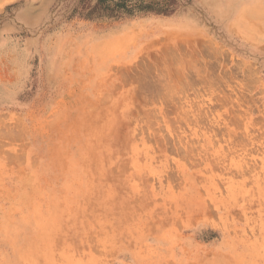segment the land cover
<instances>
[{"label": "rangeland", "instance_id": "374dc122", "mask_svg": "<svg viewBox=\"0 0 264 264\" xmlns=\"http://www.w3.org/2000/svg\"><path fill=\"white\" fill-rule=\"evenodd\" d=\"M0 264H264V0H0Z\"/></svg>", "mask_w": 264, "mask_h": 264}]
</instances>
